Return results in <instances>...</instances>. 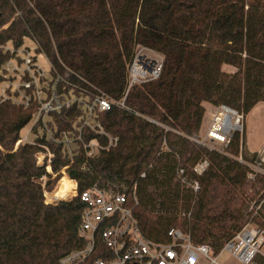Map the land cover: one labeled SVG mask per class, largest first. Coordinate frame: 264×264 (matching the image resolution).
<instances>
[{"label":"trees","instance_id":"1","mask_svg":"<svg viewBox=\"0 0 264 264\" xmlns=\"http://www.w3.org/2000/svg\"><path fill=\"white\" fill-rule=\"evenodd\" d=\"M25 40L38 44L58 71L78 74L83 81L73 80L76 85L115 100L125 92L138 48L156 51L164 62L158 80L130 90L129 111L115 109L101 119L119 141L91 159L79 147L70 158L57 143L65 131H76L71 111L49 123L52 140L45 133L35 145L15 150L35 108L0 104V264H60L84 248L79 231L86 204L80 196L94 184L136 186L134 215L144 236L156 243L170 242L168 232L179 229L217 254L248 223L264 177L251 182L247 167L235 159L247 158L244 140L241 150L236 134L218 153L196 139L206 104L246 116L264 103V0H0V64L13 57L6 48L18 50ZM224 66L236 71L228 74ZM40 145L54 154L53 173L73 159L69 172L78 198L45 204L38 181L47 172L35 158ZM205 160L210 166L199 176L193 168ZM180 170L188 183H199L198 192L182 184ZM54 187L51 182L47 189ZM75 193V182L65 176L48 197L55 202ZM103 256L110 258V249L99 236L93 259Z\"/></svg>","mask_w":264,"mask_h":264},{"label":"built area","instance_id":"2","mask_svg":"<svg viewBox=\"0 0 264 264\" xmlns=\"http://www.w3.org/2000/svg\"><path fill=\"white\" fill-rule=\"evenodd\" d=\"M35 45L37 55L49 61L43 52L38 51V44ZM6 51H10L13 57L0 64V82L5 84L0 104L7 102L25 110L35 108L32 116L35 127H42L48 140L53 138L49 123L56 116L74 112L76 131L70 129L62 134V138L56 139L57 143L61 142L68 148L70 158H73V147L82 148L86 157L91 159L98 152L117 146L118 138L106 131L101 119L110 116L115 109L129 111L126 101L130 90L158 80L164 62L163 56L156 51L145 47L138 48L128 66L125 92L119 100H115L101 90L82 89L73 82L83 81L78 74L67 68L62 72L58 71L50 61L52 78L50 81L46 80V73L38 66V58L31 49H25L26 58L19 60L18 64L10 63L18 50L6 48ZM6 64L8 65L4 68ZM206 114L209 117L206 132L204 135L200 134L196 142L210 151L225 153L236 134L243 136L245 115L227 106H210ZM91 135L95 137L87 139ZM102 139L106 140L105 145L101 142ZM25 144L35 145L36 142L29 143L27 137H20L15 150ZM40 148L41 151L35 154V158L36 165L47 172L38 181L44 192L45 204L57 206L78 198L77 182L74 174L69 172L74 163L73 159L70 160V165L58 173H53L51 164L54 154L46 145H40ZM235 159L247 167L250 181L264 176V155L257 154L253 162L246 161L242 155ZM208 166L209 161H202L195 166L194 171L203 173ZM65 176L75 182L76 193L51 202L48 196L55 192L58 183ZM141 177L144 178L145 174ZM179 177L186 183L184 170L179 171ZM51 182H55V187L48 191L47 186ZM187 186L194 192H198L200 188L197 182ZM80 199L86 204L79 231L86 246L62 258L60 264H221L219 258L223 253H228L237 264H264V202L252 209L254 217H259L261 223L251 220L219 253L214 254L208 245H195L179 229L168 232V243H156L147 239L134 215V208L138 204L136 186L132 190L127 186L106 189L94 184ZM99 236L110 249V258L103 256L93 259Z\"/></svg>","mask_w":264,"mask_h":264},{"label":"rangeland","instance_id":"3","mask_svg":"<svg viewBox=\"0 0 264 264\" xmlns=\"http://www.w3.org/2000/svg\"><path fill=\"white\" fill-rule=\"evenodd\" d=\"M12 47V46H11ZM12 50H16L13 47L11 48ZM25 49H31L33 55L37 56V63L38 66L43 69V71H45L46 75L45 78L46 80L50 81L52 78V68L50 66L49 61L46 58H41L39 55H37V53L35 52L36 50V45L35 42L32 40H25V43L23 45V47H21L20 49H18L16 57L13 58L11 60L10 63H16L18 64L19 60L26 58V53H25ZM8 64H6L4 66V68L7 67ZM223 71L228 73V74H233L236 69L230 66H224L223 67ZM5 87L4 83L0 82V97H1V92H2V88ZM208 104L205 105V107ZM208 110V107L207 109ZM208 121H209V117L206 114L204 117V121L202 124V128L200 131V134L204 135L206 132V128L208 125ZM243 127H244V132H243V136L240 135L241 140L243 139L245 144H246V149L249 152H258V151H262L264 149V103H259L257 106H255L246 116H245V120L243 123ZM44 136V129L42 127H35V122L34 120H30V122H28V124H26V126L22 129V132L20 134L21 138H26L27 137V141L29 143H34L36 142L39 138H43ZM242 143V142H241ZM244 152L247 155V158H245L248 162H253L254 159L256 157H253V154L248 153L245 150L244 147ZM231 154V153H230ZM259 155V154H258ZM263 155V154H261ZM231 157H234L233 154L230 155ZM258 158V157H257ZM210 166V164H209ZM208 166V168H209ZM195 168V167H194ZM193 168V170H194ZM206 171V170H205ZM196 172V171H195ZM199 176L204 174L203 173H199L196 172ZM264 176H260L258 177L259 179H261ZM186 180V178H185ZM182 182V181H181ZM197 182V181H196ZM253 182V181H251ZM256 181H254L255 183ZM198 183V182H197ZM183 184V182H182ZM184 184H190L187 182ZM199 184V183H198ZM257 188L259 189V186H257ZM247 193L252 194L254 192V189L251 190V188H247ZM259 197H261L258 203H256L257 201H253L250 205L249 208V212L252 213L249 221L253 218L254 216V211H252L254 206H258L259 204H261L262 202H264V190L260 193ZM258 197V198H259ZM257 204V205H256ZM264 209V207H263ZM186 214H182L181 217H184ZM189 217V216H187ZM248 221V222H249ZM256 222H258L259 224L261 223L260 218H256L255 220ZM219 261L221 264H237L236 261L228 254V253H223L220 258Z\"/></svg>","mask_w":264,"mask_h":264},{"label":"crops","instance_id":"4","mask_svg":"<svg viewBox=\"0 0 264 264\" xmlns=\"http://www.w3.org/2000/svg\"><path fill=\"white\" fill-rule=\"evenodd\" d=\"M207 107H210V105H207L206 106V109ZM244 147H245V150L250 153V154H263L264 155V149L262 151H258L257 153L256 152H249L247 149H246V144L244 143Z\"/></svg>","mask_w":264,"mask_h":264}]
</instances>
